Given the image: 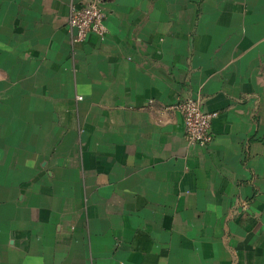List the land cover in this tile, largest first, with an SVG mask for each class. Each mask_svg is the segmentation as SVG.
<instances>
[{"label":"crops","instance_id":"obj_1","mask_svg":"<svg viewBox=\"0 0 264 264\" xmlns=\"http://www.w3.org/2000/svg\"><path fill=\"white\" fill-rule=\"evenodd\" d=\"M80 1L0 0V264H264V0Z\"/></svg>","mask_w":264,"mask_h":264},{"label":"built area","instance_id":"obj_2","mask_svg":"<svg viewBox=\"0 0 264 264\" xmlns=\"http://www.w3.org/2000/svg\"><path fill=\"white\" fill-rule=\"evenodd\" d=\"M69 30L75 43L86 40L90 33L106 36L107 26L101 0H81L73 3L68 18ZM82 99V96H79ZM171 109L179 111L185 123V134L189 142L209 146L213 140L212 120L216 112L204 109L200 98H183L172 104ZM247 205L246 201L242 202Z\"/></svg>","mask_w":264,"mask_h":264}]
</instances>
